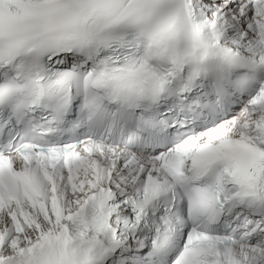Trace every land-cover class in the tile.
<instances>
[{
	"label": "snow or ice",
	"instance_id": "1",
	"mask_svg": "<svg viewBox=\"0 0 264 264\" xmlns=\"http://www.w3.org/2000/svg\"><path fill=\"white\" fill-rule=\"evenodd\" d=\"M0 264H264V0H0Z\"/></svg>",
	"mask_w": 264,
	"mask_h": 264
}]
</instances>
